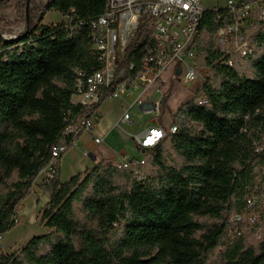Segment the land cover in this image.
<instances>
[{"label": "trees", "instance_id": "obj_1", "mask_svg": "<svg viewBox=\"0 0 264 264\" xmlns=\"http://www.w3.org/2000/svg\"><path fill=\"white\" fill-rule=\"evenodd\" d=\"M9 2L0 1V11ZM107 2L29 0V28L16 41L0 38V240L18 224L17 209L66 126L89 117L119 84L130 85L154 54L151 30L141 23L100 102L71 103L75 70L99 67L90 30L42 20L53 10L71 24L88 22ZM25 3L16 4L18 20L0 17V28L25 23ZM224 16L226 9L207 10L195 37L197 63L213 72L202 88L209 104L192 99L179 108L177 131L151 149L149 170L143 171L145 161L138 169L143 179L133 167L137 159H129L127 168L98 161L60 182L62 155L54 159L56 179L36 185L49 195L40 224L53 233L31 238L17 255L0 254V264H206L220 246V264H264V238L248 247L243 235L224 238L228 218L242 208L244 186L264 171V154H253L251 135L238 133L244 114L259 110L264 120V26L248 77L217 62L215 33Z\"/></svg>", "mask_w": 264, "mask_h": 264}, {"label": "built area", "instance_id": "obj_2", "mask_svg": "<svg viewBox=\"0 0 264 264\" xmlns=\"http://www.w3.org/2000/svg\"><path fill=\"white\" fill-rule=\"evenodd\" d=\"M223 9L227 10V16H224L225 20L219 17L223 21L215 33V47L219 53L217 62L225 67L241 69L255 55L253 42L264 26V0H227ZM207 10L202 0H108L104 13L88 22L77 21L71 24L61 16L59 22H63L70 31L89 28L91 50L99 64L90 74L75 70L77 77L71 103L90 107L100 102L114 80L128 44L142 23L151 30L154 54L144 63L142 72L130 85L119 84L106 99H116L123 95L133 97V103L141 106L148 103L146 111L157 117L160 100H151L149 93L155 91L160 94V81L168 69L169 77L175 76L188 91H192L198 106H207L209 101L202 88L211 82V77L205 76V70L212 69L197 63L195 43L202 17ZM23 31L25 27L17 31L13 28L0 31L2 44L18 40ZM176 69L179 70L177 75ZM129 111L122 114L117 127L121 123L130 122ZM259 113V110H255L253 114H244L238 130L239 134L251 135L250 148L258 157L264 154V120L259 118ZM92 129L93 121L86 116L77 117L67 125L62 137L51 149L53 159L40 170L34 183L56 179L54 159L74 147L83 132L91 133ZM176 131L175 124L167 129L156 125L135 136V140L140 151H148L156 147L167 134ZM93 140L95 143L103 142L98 137H93ZM143 165V158L133 161L139 180L143 177L138 169ZM113 166L124 169L129 163L123 160ZM259 219H262V223ZM229 221L235 234L243 235L253 231L256 242L264 238V171L253 175L244 186L242 208L232 214Z\"/></svg>", "mask_w": 264, "mask_h": 264}, {"label": "rangeland", "instance_id": "obj_3", "mask_svg": "<svg viewBox=\"0 0 264 264\" xmlns=\"http://www.w3.org/2000/svg\"><path fill=\"white\" fill-rule=\"evenodd\" d=\"M18 1L19 0H11V2H9L6 8L0 11V17L4 19L5 21H9L11 23L18 20L19 17L16 14V11H17L16 4ZM226 3H227V0H206L204 1L203 4L204 5L213 4L214 7L224 8L226 6ZM60 20H61V15L58 12H55L52 10L45 14L42 20V24H46V25L54 24V23H58ZM24 27H25V23L19 24V25H10V26L2 25L0 28V31H5L7 29H12V28L13 30L17 31L19 29H23ZM196 58H197V55H196ZM202 67H205V66H202ZM239 71L248 77L254 76V72L250 68L249 61L247 63L245 62V65ZM168 74H169V71L167 69L165 70L164 72L165 76L162 77V82L160 83L162 89L164 90V87L166 85L168 86L174 85L178 90L177 93L180 98H183L185 96L184 95L185 93L187 92L189 93L190 100L188 101L190 102L193 99L192 91H188L186 86H183L181 83H179L175 76L168 78ZM212 75H213L212 70H208V71L205 70V76L207 77L209 76L212 78ZM194 96H195V90H194ZM154 98H157V97H154ZM191 103H194V101H192ZM183 104H181L180 107L183 106ZM135 112L137 111L133 110V113H132L133 119L135 120V122L143 124L145 121L149 119L148 116H142L138 118ZM129 130L130 129L125 125V123H121L120 127H117L115 125L114 130L110 134L109 138L113 137V139H116L117 142H119V144H124L123 142L128 140L125 137V131L128 132ZM114 135H116V137ZM99 137L101 138V136ZM129 141H131V143L133 142L131 139H129ZM103 145L111 146L108 140L104 141ZM151 152L152 150L136 151L135 153L137 158L142 157L145 161L143 171L150 169L148 165V160L151 156ZM173 157H174V154H173ZM90 165H91L90 160L87 157H83L81 155L77 156L76 163H73V164L68 163V161H66L65 159L62 164L63 169H61V178L64 179L67 177L69 179L70 177L76 174L83 173L85 170L93 166V165L91 166ZM36 185H37L36 183L33 184L31 193L28 196H26L24 200H22L21 204L19 205L17 209L18 210L17 211L18 224L15 227H13L10 231L5 233L2 239L0 240V254L3 253L7 255H12V254L17 255L20 252L21 248H23L25 244L31 238L43 236L47 233H53L50 230L46 231V228H44L40 224L41 212L46 207V204L49 200V195L48 193L41 190V188H38ZM74 210L78 216L81 215L79 204H75ZM230 218H231V215L228 218L227 230L225 231V234H224V238H228V239L232 238L234 235V230H233L234 227L231 225L229 221ZM259 222L262 223V219H259ZM243 236H244V245L246 247L250 245H256L257 242L254 237L253 231H251L250 233L247 232L246 234L244 233ZM221 252H222V246L216 248L208 257L206 264H220L222 261Z\"/></svg>", "mask_w": 264, "mask_h": 264}, {"label": "crops", "instance_id": "obj_4", "mask_svg": "<svg viewBox=\"0 0 264 264\" xmlns=\"http://www.w3.org/2000/svg\"><path fill=\"white\" fill-rule=\"evenodd\" d=\"M204 1L206 0H202L203 3ZM205 6L208 9L214 7L213 4ZM164 76L165 75L163 74V77ZM168 78H171L169 77V74ZM161 82L162 78L160 83ZM162 90L163 89L160 84L159 93L163 94V96H160V94L155 93V91H151L149 93V97L151 100H160L158 105L159 107L157 117H153L151 113L146 111L148 110V103L143 106L138 105L137 103H133V97L129 98L123 95L120 98L104 100L99 105V107L89 116V118L93 121L92 132H83L79 136L76 145L74 147H71L60 158L58 166L59 181L66 182L68 180L67 177L64 179L61 178V169H63L62 164L64 160L66 159L68 163L73 164L76 163V158L79 155L87 157L90 160L91 165H94L98 161H106L113 165L118 161H126L129 159H142V157L137 158L135 155L136 151H140L137 146L135 136L139 135L147 128L156 125L160 126L161 128L167 129L171 124H174L173 121L180 105L190 100L188 92L184 94L185 96L183 98H180L177 93L178 90L174 85H166L164 87V90ZM128 109L130 110V122L128 124H125L130 129L128 132L125 131V137L128 140L123 142L124 144H119L116 139H113V137H109L114 130V126L120 120L122 114ZM133 110L137 111L135 113L138 118L142 116H148L149 119L143 124L135 122L132 114ZM98 135L101 136V138ZM114 136L116 137V135ZM93 137H98L102 139L103 142L95 143ZM129 139H131L133 142L131 143ZM107 140L111 146L103 145L104 141ZM47 230L48 229H46V231Z\"/></svg>", "mask_w": 264, "mask_h": 264}, {"label": "water", "instance_id": "obj_5", "mask_svg": "<svg viewBox=\"0 0 264 264\" xmlns=\"http://www.w3.org/2000/svg\"><path fill=\"white\" fill-rule=\"evenodd\" d=\"M0 1H4V0H0ZM28 9H29V0H26V3H25V27H26V30L29 28V20H28ZM179 72L178 69L175 70V74L177 75Z\"/></svg>", "mask_w": 264, "mask_h": 264}]
</instances>
